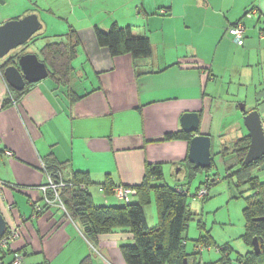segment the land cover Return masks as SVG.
Segmentation results:
<instances>
[{"label": "crops", "instance_id": "0c3cea01", "mask_svg": "<svg viewBox=\"0 0 264 264\" xmlns=\"http://www.w3.org/2000/svg\"><path fill=\"white\" fill-rule=\"evenodd\" d=\"M31 14L42 24L32 41L42 45L31 51L32 44L22 54H36L42 62L46 43L64 40L70 31L77 41L67 86L48 75L17 96L0 68V213L6 230L19 232L0 264H10L13 252L25 258L22 264H79L86 256L93 264H126L120 246L132 243L130 232L117 229L90 244L47 193L52 203H44L45 168L63 164L64 176L87 173L92 199L111 206L118 203L102 190L106 178L135 190L146 165L160 164L163 173L172 163L184 165L188 179L191 138H163L182 132L181 117L188 113L198 114L199 125L196 133H187L209 136L214 101L228 95L243 73L250 78L253 64H264V0H0V26ZM238 22L244 26L242 46L228 34ZM113 24L141 31L151 56L113 57L100 47L95 27L106 31ZM229 152L231 146L223 144L215 157ZM93 185L98 189L92 195Z\"/></svg>", "mask_w": 264, "mask_h": 264}, {"label": "trees", "instance_id": "16d2710c", "mask_svg": "<svg viewBox=\"0 0 264 264\" xmlns=\"http://www.w3.org/2000/svg\"><path fill=\"white\" fill-rule=\"evenodd\" d=\"M250 11L246 12L244 16L246 17ZM94 30L97 44L106 48L113 57L129 54L134 60H138L151 56L152 48L148 37L133 26L119 27L113 24L106 31L97 27ZM74 33V31H70L64 40L48 42L40 50L42 62L49 69L48 75L60 86H67L70 80L71 60L75 56L76 43L74 42L77 41ZM9 64H12V61H9L5 66ZM5 66L0 67L2 72ZM29 86L30 84H26L24 90L19 92L10 89L17 96H21ZM74 98L77 97L73 96L72 100ZM187 138H192V136L182 131L166 134L163 141ZM249 140L247 135L231 143V150L241 167L238 170V181L247 184L255 191L254 199L247 202L243 208L245 225L242 239L250 247V250L245 254L237 255L236 260L239 264H264V221L258 220L264 217V182H259L256 177L250 176L253 168L264 165V157L250 165L243 164ZM224 152L222 151V153ZM62 165L45 168V172L57 185L56 192L66 215L78 225L82 235L90 244L94 245L101 236L122 229L129 231L132 235L131 244L120 246L126 264H183L184 260L187 261V264H197L195 256L199 252L190 258L185 251L184 233L192 216L187 202L188 189L185 190L184 187L171 188L161 183L153 184V181L159 182L163 179L160 164L146 165L142 182L135 186L136 201L119 206L95 205L88 192V187L92 185L88 174L74 172L64 176L62 171L64 166ZM189 166L188 179L193 178L196 172L202 170L190 163ZM241 173L246 174L241 177ZM226 176L229 177V174ZM101 187L105 196H109L112 195V189L115 186L109 178H106ZM47 196L52 200L55 197L52 190L47 191ZM152 200L157 209V225L150 228L147 225L144 207L149 205ZM39 213L37 212V214ZM254 239L258 241V253L253 250ZM197 243V247H204L203 243L206 244V247L210 245L207 238L205 240L200 238ZM10 249L11 246L2 250L1 253ZM220 250L224 258L218 264H229L228 248ZM79 264H93L92 257L86 256Z\"/></svg>", "mask_w": 264, "mask_h": 264}, {"label": "rangeland", "instance_id": "374dc122", "mask_svg": "<svg viewBox=\"0 0 264 264\" xmlns=\"http://www.w3.org/2000/svg\"><path fill=\"white\" fill-rule=\"evenodd\" d=\"M33 37L21 49L30 48L32 44L34 46H32L31 51L40 48L39 45H42V42L32 41ZM45 40L44 43L50 39ZM0 63H2L1 60ZM252 68L250 78L243 73L241 82H235L227 88L229 90L228 95L223 94L222 99L218 100L220 102L214 101L213 113L215 112L216 119L209 135L212 167L208 170H199L193 178L187 179L184 165H176L172 168L173 164L169 163L163 167L162 181L153 183L165 184L171 188L181 185L185 190L188 189L187 202L192 216L184 233L185 251L191 258L196 252H199L197 242L200 238L204 240L207 238L210 242L208 247L203 243L204 247H202L201 252L196 254L197 264H218L224 258L220 249L225 247L228 248L229 264H239L236 260L237 255L245 254L250 250V247L242 239L245 225L243 208L247 202L254 199L255 191L247 184L239 183L238 170L241 167L235 154L229 152L230 154L224 156L223 159L220 156L215 157V154L222 150L223 144L230 148L233 141L247 135L248 131L243 122L244 116L239 107L241 104H244L245 112L252 109V107H257L259 114L261 110H264V64L263 62L260 64L255 63ZM256 100L259 102L257 103ZM230 101H233L234 104ZM259 107H261V110ZM260 119H262L261 123L263 124L264 116L262 115ZM226 174H229V177ZM245 174L241 173L240 176L243 177ZM250 176L256 177L259 182H264V169L262 166L253 168ZM94 187L98 189L97 185H93L90 188L91 193ZM203 188L207 190L206 196L199 199L197 193ZM97 199L94 196V203L102 205V202ZM115 202L118 203L116 206L123 204L117 200ZM23 203L26 206L25 201ZM144 211L148 227H154L157 223L153 200L151 205L144 208ZM153 216H155V222H152ZM24 260L22 263H24ZM29 260H32V258Z\"/></svg>", "mask_w": 264, "mask_h": 264}, {"label": "water", "instance_id": "95a60500", "mask_svg": "<svg viewBox=\"0 0 264 264\" xmlns=\"http://www.w3.org/2000/svg\"><path fill=\"white\" fill-rule=\"evenodd\" d=\"M42 29L35 14L28 15L19 20H10L0 26V60L5 66L3 77L6 84L15 91H22L26 84H35L48 76L46 65L39 61L36 54H20L12 57L11 53L25 46L31 38ZM240 111L245 112L241 104ZM244 126L248 131L249 145L243 160L244 165L258 162L264 157V131L257 110L244 115ZM199 125L197 113L184 114L181 117V128L185 132L196 133ZM188 162L196 168L207 170L211 167V141L207 135H195L190 140L187 156ZM264 169V165L262 166ZM258 220L264 221L263 218ZM6 232V222L0 213V238ZM253 250L258 253V241L253 240ZM183 264H187L184 260Z\"/></svg>", "mask_w": 264, "mask_h": 264}, {"label": "built area", "instance_id": "2783aa9c", "mask_svg": "<svg viewBox=\"0 0 264 264\" xmlns=\"http://www.w3.org/2000/svg\"><path fill=\"white\" fill-rule=\"evenodd\" d=\"M255 11L252 10L250 11L246 17L250 18L252 14H254ZM228 34L232 37L234 43H236L238 46L243 45V40H244V26L242 23L238 22L237 24H234L230 28H228ZM8 155H11L9 152L7 153ZM47 176V183L45 186L41 187V191L43 194V200L46 205L52 203L50 199L47 198L46 193L48 190H52L54 192V201L58 202L59 205L64 209L63 204L61 203L58 193L56 192L57 185L54 184L52 178L50 175L46 174ZM207 190L205 188L201 189L198 193L197 196L199 199H202L206 196ZM136 191L130 188H127L125 186H115L112 189V196L115 198V200L123 203V204H128L132 202L133 197H135ZM36 212H41L40 207H35ZM65 211V209H64ZM6 234H4L3 237L0 238V253L2 250H6L12 244L16 241V239L19 237V232L16 227H12L9 230H6ZM198 251L201 252L202 246H198ZM23 260V257L21 254L14 253L13 254V259L11 264H21Z\"/></svg>", "mask_w": 264, "mask_h": 264}, {"label": "flooded vegetation", "instance_id": "af4514ba", "mask_svg": "<svg viewBox=\"0 0 264 264\" xmlns=\"http://www.w3.org/2000/svg\"><path fill=\"white\" fill-rule=\"evenodd\" d=\"M22 52H23V49H18V50H16V51H14V52H12V57H17L18 55H20V54H22ZM17 55V56H16Z\"/></svg>", "mask_w": 264, "mask_h": 264}]
</instances>
